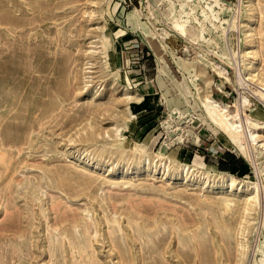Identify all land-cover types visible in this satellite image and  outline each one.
<instances>
[{"label":"rangeland","instance_id":"rangeland-1","mask_svg":"<svg viewBox=\"0 0 264 264\" xmlns=\"http://www.w3.org/2000/svg\"><path fill=\"white\" fill-rule=\"evenodd\" d=\"M181 1L0 0V264H239L245 240L244 264L261 261L264 213L244 232L246 194L181 169L264 186L241 155L264 148L202 108L192 82L227 106L253 95L225 65L245 75L257 55L264 76V0H218L200 46L168 30ZM193 1L197 15L210 2ZM220 148L241 169L218 170Z\"/></svg>","mask_w":264,"mask_h":264},{"label":"bare ground","instance_id":"bare-ground-1","mask_svg":"<svg viewBox=\"0 0 264 264\" xmlns=\"http://www.w3.org/2000/svg\"><path fill=\"white\" fill-rule=\"evenodd\" d=\"M164 1L168 2L169 0H164ZM209 1L212 3L205 1L204 3L206 4L205 5L206 8L202 7L201 8L202 11H200L199 15L196 14L195 8L188 5L189 3L193 4L194 3L193 0L181 1V5L179 6L180 17L178 19H174L172 24L168 26L169 32L170 31L176 32L181 38L187 40L190 44L194 46H200V43L204 41L206 32L208 30V26H206V24L210 25V27L215 30L218 28V26L215 23H218L220 20L217 17V14L219 15L220 12L217 11L216 8H218L221 5V3L218 0H209ZM173 7L176 6L173 5ZM224 24H226V22H224ZM153 34L156 37L162 39L161 44L162 43L165 44L164 42L166 40L163 36H161L155 31ZM91 47L94 48V46ZM231 54L234 57V60L236 61L237 58L235 56L238 54V51H234ZM250 59L251 60L248 59L249 63L247 66V73L245 75L241 72V69L238 70L237 72L238 83L242 88H250L253 92V95L256 96L261 102H264V76L256 74L258 69L257 55L252 56ZM225 67L227 68L230 66H228L227 64L225 65ZM158 74H159L158 75L159 78H161L163 75L166 74L163 67H159ZM229 74L231 76L232 73L230 72ZM235 78H237V76ZM196 81H200L199 76L195 77L192 80V82L194 84V87L196 88L198 95L200 96L202 108L206 109V111H210L214 116H216L218 121H220V123L224 125V127H226V129L230 131V133L234 135H238V134L244 135L243 137L246 138L249 146L252 145L258 146L260 143L261 145H259V147L264 148V141H259L260 138H262L261 134L262 133L264 134V118L261 121V118L259 116H255L254 118H252L247 116L244 112L246 106L250 104V101L248 100L249 98L243 97L241 95L240 98L238 99V103L235 105L233 104L234 106H227L226 104H220L215 102V100H212L208 96L205 95L202 96L203 94L202 90L199 88L198 84H195ZM254 83H257V85H254ZM127 97L130 100L134 99V97L130 95H127ZM234 145L239 150L238 146L236 144ZM143 151L145 153L146 149L144 148ZM241 155L246 159V157L242 153ZM251 161L254 162L253 164L257 168L256 171L258 172L259 164H257V162L254 159H252ZM181 170H182L181 178L185 183L190 181V179H192V181L194 182L198 180H203L204 188L208 187V185L213 184L217 188L224 187L232 191L234 190L240 194L245 193L247 198L246 200H244L245 202L242 213L243 216L241 218L242 221L240 223L241 228L245 226L249 227V225L252 224L251 221L254 219L253 215L258 209L262 211V213H264V186L261 184V182H250V183L242 182L231 173L221 174L220 176L221 179L218 181H214L212 173L197 170L196 167L190 166L189 164L183 165ZM170 172H171V168L164 166V168H162L161 170L162 178L166 179L169 176ZM243 231L245 232V229ZM243 234L245 235V233ZM239 247L241 251L239 250ZM239 247L238 250L241 252L240 259H238L240 261L239 264H244L247 258L249 257L248 254L250 253L248 240H245L243 243L241 241ZM259 251L260 253H262V259L260 262L254 261V264H264V242L260 244Z\"/></svg>","mask_w":264,"mask_h":264},{"label":"built area","instance_id":"built-area-1","mask_svg":"<svg viewBox=\"0 0 264 264\" xmlns=\"http://www.w3.org/2000/svg\"><path fill=\"white\" fill-rule=\"evenodd\" d=\"M228 68V74L231 72L232 76L230 77H233L235 78V74H237L236 72V69L235 67H227ZM230 71V72H229ZM230 75V74H229ZM219 78V77H218ZM221 79V78H220ZM226 84H229L227 82H225ZM224 97H227L226 93L225 92H220ZM248 94V93H247ZM248 97L250 99V106L248 107V110L247 112L251 113V111L249 109H254L255 107H258V108H263L264 109V102H261L256 96L252 95L251 93L248 94ZM197 140H201L200 137L197 139ZM197 142L196 141V146H197ZM255 155V154H254ZM236 157L239 159V156L236 155ZM244 158V157H243ZM245 159V158H244ZM246 160V164L248 165V177L249 175H254L255 177L258 176L259 179H260V174L257 173L256 171V167L255 165L253 164L252 161H248L247 159ZM255 160H257V164H259V168H260V171L264 168V150H262L260 152V156L258 155H255ZM263 179V182H264V176L262 177Z\"/></svg>","mask_w":264,"mask_h":264},{"label":"crops","instance_id":"crops-1","mask_svg":"<svg viewBox=\"0 0 264 264\" xmlns=\"http://www.w3.org/2000/svg\"><path fill=\"white\" fill-rule=\"evenodd\" d=\"M233 144H235V143H233ZM234 156L232 154V151H230L228 149H221L220 153H218V156L215 157V159L218 160L216 162L218 170H219L220 164L228 167V166H231V163H233V165L231 166L232 171L241 169L242 163L237 160L238 158L235 159Z\"/></svg>","mask_w":264,"mask_h":264},{"label":"trees","instance_id":"trees-1","mask_svg":"<svg viewBox=\"0 0 264 264\" xmlns=\"http://www.w3.org/2000/svg\"><path fill=\"white\" fill-rule=\"evenodd\" d=\"M234 156V155H233ZM235 159H237L235 156H234ZM238 160V159H237ZM239 161V160H238ZM233 165V163H231V166ZM231 166H223L222 164H220L219 166V170L222 171V172H230L232 171V167Z\"/></svg>","mask_w":264,"mask_h":264}]
</instances>
